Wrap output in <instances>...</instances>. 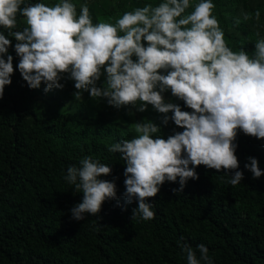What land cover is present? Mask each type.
I'll list each match as a JSON object with an SVG mask.
<instances>
[{
  "label": "clouds",
  "instance_id": "clouds-1",
  "mask_svg": "<svg viewBox=\"0 0 264 264\" xmlns=\"http://www.w3.org/2000/svg\"><path fill=\"white\" fill-rule=\"evenodd\" d=\"M215 7L212 0H162L125 11L115 23H93L88 5H80L77 14L72 0H0V27L8 30L7 35L0 32V99L14 73L8 54L13 37L16 70L29 89L41 83L45 93L63 89L59 81L67 74L74 81L76 100L87 92L116 109L139 104L137 110L144 112L151 105L163 114L164 125L171 120L183 129L167 139L153 138L160 128L145 119L135 123L136 136L108 145V152L119 153L126 165L123 196L126 204H137L131 221L154 219L149 199L166 181H178L180 187L173 192H181L189 179H198L195 168L201 165L223 170L221 179L237 186L244 179L235 155L238 131L264 139V38L256 33L251 54L244 48L233 51L213 14ZM18 16L26 26L13 31ZM253 17L259 20L258 9L242 13L244 21ZM102 74L104 83L97 86ZM166 91L191 111L166 102ZM247 160L244 168L253 179L264 175L256 158ZM111 171L90 155L80 159L79 166L67 167L64 180L83 194L69 210L71 219L96 216L106 200L116 199L114 181L100 178ZM181 251L187 264H213L203 243L195 248L184 243Z\"/></svg>",
  "mask_w": 264,
  "mask_h": 264
},
{
  "label": "trees",
  "instance_id": "trees-1",
  "mask_svg": "<svg viewBox=\"0 0 264 264\" xmlns=\"http://www.w3.org/2000/svg\"><path fill=\"white\" fill-rule=\"evenodd\" d=\"M46 1L25 0V4ZM72 2L77 14L80 5L87 4L93 23H115L125 11L146 3L155 6L162 0ZM212 2L228 46L251 54L256 33L264 38V0ZM257 9L259 20H243L242 13ZM236 19L241 20L239 25ZM24 26L18 16L13 31ZM0 32L8 34L2 27ZM9 38L14 73L0 99V264H187L181 251L184 243L194 248L203 243L213 264H264V175L253 179L244 168L247 158L253 157L264 171V139L238 131L235 155L244 179L237 186L221 179L223 170L201 165L195 168L198 179H189L181 192H173L180 187L178 181H166L157 196L149 199L154 219L131 221L137 204L135 200L126 204L123 196L126 165L119 153L108 152V145L136 136L126 128L131 113L136 122L146 119L159 126L153 138L160 135L167 139L183 129L171 120L164 125L163 114L151 105L140 112L139 104L116 109L103 99V106L95 108L92 115H80L83 106L79 104L77 111L70 104L75 88L67 74L59 81L63 89L47 93L44 88L29 89L16 70V41ZM104 80L102 74L97 86ZM163 95L166 102L191 111L170 91ZM61 105L64 107L59 109ZM87 155L112 169L110 175L100 178L114 181L116 199L106 200L96 216L85 214L84 221H75L69 210L81 202L83 194L64 176L67 167L79 166V160Z\"/></svg>",
  "mask_w": 264,
  "mask_h": 264
},
{
  "label": "rangeland",
  "instance_id": "rangeland-1",
  "mask_svg": "<svg viewBox=\"0 0 264 264\" xmlns=\"http://www.w3.org/2000/svg\"><path fill=\"white\" fill-rule=\"evenodd\" d=\"M46 4H53L51 0H48L44 2ZM45 87L44 84H41L40 89H43ZM76 91V89H75ZM71 106L78 111L79 104L83 106V112L80 115H92L93 111L95 108H101L103 106V98L99 100H93L89 97L87 92L83 93L82 99L81 100H76L73 95H72V100H71ZM64 105H61L59 109L63 108ZM131 118H130V123L127 124L126 128L128 129V132H131L133 135H137L134 131V125L136 123L133 114L131 113Z\"/></svg>",
  "mask_w": 264,
  "mask_h": 264
}]
</instances>
